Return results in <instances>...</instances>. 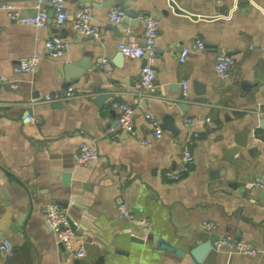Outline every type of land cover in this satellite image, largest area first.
<instances>
[{
    "label": "crops",
    "instance_id": "0c3cea01",
    "mask_svg": "<svg viewBox=\"0 0 264 264\" xmlns=\"http://www.w3.org/2000/svg\"><path fill=\"white\" fill-rule=\"evenodd\" d=\"M4 1L22 15L37 9L35 0ZM104 1L66 0L67 21L57 25L49 9L50 19L42 27L0 10V75L19 84L0 89V243L8 240L13 246L12 253L0 251V264H264V188L245 185L264 179V0H126L141 14L160 19L157 92L146 97L136 87L145 59L119 48L130 35L141 38L144 25L135 18L111 22L109 10L117 5H100ZM83 5L92 7V20L101 27L98 36L72 27ZM54 33L67 41L63 55L46 51L45 41ZM198 39L204 48L193 47ZM185 46L192 50L181 61ZM220 50L235 58L227 78L215 71ZM33 52L40 54L35 68L14 73L18 59ZM104 59L110 68L103 66ZM80 60L91 66L86 78L65 85L64 65ZM183 80L190 85L185 99ZM68 86L77 89V96L45 99ZM106 87L111 95L98 104L94 98ZM117 100L134 107L138 136L113 130ZM58 101L62 105H54ZM146 111L161 123L172 117L177 132L163 128L162 136L155 137ZM187 117L197 119L187 123ZM240 131H249L247 145L231 154ZM82 142L94 145L98 158L90 165L74 162L72 178L80 183L54 180V166L73 161ZM186 148L195 158L191 169L179 180L168 179L165 172L177 168ZM89 181L90 188L82 185ZM119 200L135 217L149 219L152 230L121 216ZM50 201L73 202L61 206L83 227L73 243L84 246V256L67 252L48 226L43 207ZM205 221L215 223L214 232L204 228ZM212 234L243 239L257 252L216 246L198 262L190 247ZM154 235L185 255L159 249Z\"/></svg>",
    "mask_w": 264,
    "mask_h": 264
},
{
    "label": "built area",
    "instance_id": "2783aa9c",
    "mask_svg": "<svg viewBox=\"0 0 264 264\" xmlns=\"http://www.w3.org/2000/svg\"><path fill=\"white\" fill-rule=\"evenodd\" d=\"M36 11L31 14L22 15L20 10L16 8L12 3L1 2L0 10H5L8 16L12 19L21 20L22 22L37 27H42L47 24L50 19V11L52 9L54 20L57 25H63L69 18L66 0H35ZM221 1V0H216ZM125 11L120 6H111L109 10V19L111 22L119 23L123 20ZM139 21L144 25V33L141 38H137L134 35H130L126 41L119 44L121 52L132 58H144L145 63L142 66L139 80L136 82L137 91L142 96H152L157 92L156 83V70L154 68V62L157 56L156 43L159 36L160 19L151 14H141L138 17ZM72 27L80 34L98 36L101 31L99 24L92 20V7L90 5H83L79 7L74 16L72 17ZM194 48H204L205 43L203 40L198 39L193 46ZM45 48L49 55L60 56L67 50V41L60 33H54L52 36L46 39ZM191 47L185 46L180 53V60L185 61L188 55L191 53ZM40 60V54L33 52L32 54L21 56L17 63L13 66L14 73L29 72L35 68ZM235 62L233 55L229 54L225 50H220L216 54L215 58V71L222 77L227 78L230 76L231 68ZM103 66L110 68L109 59H104ZM6 83H10L11 87L17 88L18 81L16 78H11L5 75H0V89L4 88ZM189 82L187 80L182 81L181 97L183 99L189 97ZM77 96V89L74 86H68L65 90L54 94H48L45 96L47 101L65 100ZM113 106L117 109L118 114L115 118V126L113 130L124 131L133 136H138L139 131L134 123V107L125 101H114ZM145 117L150 122L152 133L155 137L159 138L163 134V127L161 121L150 111L145 112ZM29 118L34 121L35 118L29 115ZM195 117H187L185 121L192 123L196 121ZM210 125H214V122L207 118ZM144 139V142H147ZM98 158V150L94 145L86 142H82L74 153V161L78 165H90L91 162ZM194 154L186 148L181 156L180 163L177 168L170 169L165 172V175L170 180L181 179L194 163ZM247 188L262 187L264 188V179L256 177L255 179L246 182ZM118 209L121 216L129 219L134 224L149 232L153 228L152 222L147 218L135 217L126 203L123 200L118 201ZM43 213L48 226L55 233L58 242L69 252L76 256H84L86 250L84 246L76 247L73 243L75 237V231L69 226L67 216L68 212L65 208L59 205L57 202H47L43 207ZM204 228L210 232H214L216 225L212 221H205ZM216 246L218 248L226 247L230 250L245 253L255 254L257 248L247 243L243 239L235 238L228 234L219 235ZM13 246L8 240H4L0 243V251L6 253H12Z\"/></svg>",
    "mask_w": 264,
    "mask_h": 264
},
{
    "label": "water",
    "instance_id": "95a60500",
    "mask_svg": "<svg viewBox=\"0 0 264 264\" xmlns=\"http://www.w3.org/2000/svg\"><path fill=\"white\" fill-rule=\"evenodd\" d=\"M118 5L121 8L124 9L125 11V16L124 19L127 20L128 18H135L136 21H138V17L139 15H141V13L137 10H135L134 8L131 7V5L129 4L128 1L126 0H107L102 2L100 5ZM98 6V4H97ZM143 14V13H142ZM89 37L93 36V35H88ZM91 66L88 65V63H85L84 61H77V62H69L66 63L64 65L63 71H64V76H65V85H70L71 83H79L81 82L83 79L86 78V70L89 69ZM196 85H200V84H196ZM205 87L203 85H201V88ZM202 88V90H203ZM111 95L110 93V89L108 87L105 88V93L104 94H100L98 96H96L94 98V100L98 103L101 104L103 103V101L109 97ZM200 101H206V98L201 97L198 98ZM54 105L60 106L62 105V103L60 101L56 102ZM183 107H186V104H182ZM29 114V112H27V115ZM261 126H264V121H261ZM162 127L165 129H169L173 132H177V128L175 125V122L173 120L172 117L170 116H166L163 119V123H162ZM248 134L249 131H240L236 134V138H235V142H236V146L231 149L230 153L234 154L237 153L241 150L242 147L247 145V139H248ZM191 150V148H190ZM74 158L73 161H69L67 159L62 160V162L57 163L54 166V171H53V179L59 181L60 179L62 180V182L65 185H70V184H79L80 180H74L72 178L73 175V171H74ZM82 185L84 187L90 188L91 182H82ZM57 203H59L60 205L64 206V207H71V205L73 204V202H60L58 201ZM72 211V210H71ZM67 220H68V224L69 226L75 231L76 234L80 235L83 231V227H81L78 217L73 213L70 212L67 216ZM20 219L18 220V229H20ZM219 235L217 234H212L210 236L209 239L204 240L202 242H198L197 244H195L194 246L190 247V254H192V256L198 261V262H202L204 257L206 256V254L210 251V249L212 248H216V241L218 239ZM153 239L156 241L157 246L159 249H163L166 251H170V252H175L177 255L180 256H184L185 255V251L178 248L176 245H174L173 243H171L170 241L161 238V237H157L156 235L153 236ZM184 240V239H183ZM186 240H184L185 242Z\"/></svg>",
    "mask_w": 264,
    "mask_h": 264
}]
</instances>
